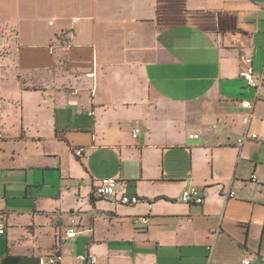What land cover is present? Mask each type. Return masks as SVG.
Returning <instances> with one entry per match:
<instances>
[{
    "label": "crops",
    "instance_id": "1",
    "mask_svg": "<svg viewBox=\"0 0 264 264\" xmlns=\"http://www.w3.org/2000/svg\"><path fill=\"white\" fill-rule=\"evenodd\" d=\"M13 1L0 20V264H85L86 252L97 264H264V86H248L239 61L264 77V0L0 7ZM23 18L43 25L38 40H22ZM245 133L259 138L238 145ZM105 177L117 186L101 198ZM193 187L202 204L180 200Z\"/></svg>",
    "mask_w": 264,
    "mask_h": 264
},
{
    "label": "built area",
    "instance_id": "2",
    "mask_svg": "<svg viewBox=\"0 0 264 264\" xmlns=\"http://www.w3.org/2000/svg\"><path fill=\"white\" fill-rule=\"evenodd\" d=\"M239 61L242 65V77L246 84L254 89H259L260 87L264 86V77L263 76H256L253 67L251 64L248 63L246 56L243 53L239 55ZM90 75V74H89ZM251 102L249 100L242 101V106L244 108H251ZM139 132V129H134L132 132V136L136 137ZM3 137L2 126L0 123V139ZM191 137H196V135H191ZM258 135L256 133H245L243 134L238 140L237 144L241 145L245 140H258ZM83 152V148H76L74 153L76 156H80ZM117 186V179L114 177H105L100 179L99 184L94 189V194L101 198H106L114 195L115 189ZM228 197L233 196V192L227 193ZM180 200L184 203H194V204H202L204 197L201 193V190L198 188H189L182 191ZM119 203L123 205H135L140 201V198L136 195H121L118 198ZM147 216H133L132 217V224L133 225H147L148 223ZM5 230V220L3 217H0V234L4 233ZM75 229V219L72 218L70 221V226L65 229L64 234L65 237H72L76 234ZM61 259L59 254H51L44 257L39 258V264L45 263H55ZM79 261L84 262L85 264H97L98 259L96 255L86 252L77 256ZM243 264H247V259L242 260Z\"/></svg>",
    "mask_w": 264,
    "mask_h": 264
},
{
    "label": "rangeland",
    "instance_id": "3",
    "mask_svg": "<svg viewBox=\"0 0 264 264\" xmlns=\"http://www.w3.org/2000/svg\"><path fill=\"white\" fill-rule=\"evenodd\" d=\"M7 0H0V3L1 2H6ZM10 1V0H9ZM8 4V2H7ZM14 4H17V2H14L12 3V9L11 8H4V7H0V20H3L7 18V16H9V13H14L13 15H17V12H15L14 8H16V5ZM19 4H23V1L21 0L19 2ZM11 11V12H9ZM24 16V14H23ZM39 16V15H38ZM22 21V20H21ZM38 27V28H37ZM42 27L43 25H36V24H31L27 19L23 18V21L20 22V35H21V38L22 40L24 41H35V40H38L39 37H40V33L42 31ZM51 32V31H50ZM49 32V34H50ZM47 33V31H46ZM46 36V35H45ZM6 37V35H5ZM11 38H8V40L10 41ZM0 40L4 41L6 40V38L3 39V37H0ZM44 41V38L41 40V41H37L38 44H40V46H38V53H45V48H46V45H45V42L42 43ZM41 43H42V46H41ZM29 49V48H27ZM31 50H26V52H30Z\"/></svg>",
    "mask_w": 264,
    "mask_h": 264
}]
</instances>
